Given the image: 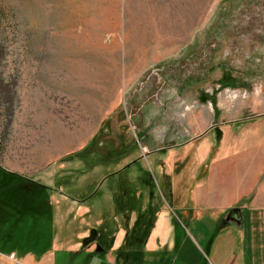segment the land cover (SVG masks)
I'll use <instances>...</instances> for the list:
<instances>
[{"label": "rangeland", "instance_id": "1", "mask_svg": "<svg viewBox=\"0 0 264 264\" xmlns=\"http://www.w3.org/2000/svg\"><path fill=\"white\" fill-rule=\"evenodd\" d=\"M247 150H264V0H0V170L52 187L0 177V250L115 229L139 191L170 220L161 264L216 263L240 241L216 187L256 190L264 153L216 158Z\"/></svg>", "mask_w": 264, "mask_h": 264}, {"label": "crops", "instance_id": "2", "mask_svg": "<svg viewBox=\"0 0 264 264\" xmlns=\"http://www.w3.org/2000/svg\"><path fill=\"white\" fill-rule=\"evenodd\" d=\"M252 151L264 153V150H247L243 153L218 157L216 161ZM260 169L263 171L264 165ZM260 176L263 180L264 172L260 173ZM45 185L50 187L46 183ZM244 185L242 179L239 189H236L239 190L238 196L231 194L228 188L216 187V211L212 213V219L216 225L221 223L220 229L226 230L235 225V231L240 232V241L231 245L222 242L216 244V263L211 262L212 264H264V181L258 184L256 190H251L253 188L251 186L249 190L246 188L242 193ZM50 188L40 189L49 193ZM199 188L201 186H198ZM136 195V200L131 202L128 199L126 204H121L124 223L120 222L117 217L119 226L115 229L105 224L104 220L97 222L99 227L90 225L74 230L62 224L60 229L52 234L51 246L30 248L28 251H31L23 256L14 249L9 252L0 250V255L6 257L9 264H161L164 251L172 252L176 249L172 241L171 229L167 227L170 220L169 218L167 220L164 215L166 212L157 211L158 216L146 241L126 242L128 232L142 216L145 208L140 198L141 193L138 191ZM244 198L247 202L241 204ZM206 204L208 207L211 206L210 201ZM90 211L89 208L87 223L93 221L90 219ZM185 213L188 215L189 212ZM197 216V213L190 215V220ZM93 229L102 230L103 243L97 240L89 243L83 242L84 238L90 236ZM197 233L204 241L206 236L199 230ZM167 238L169 241L166 243ZM208 247L212 245L208 244ZM237 252H241V255ZM10 253L15 255L14 258H10Z\"/></svg>", "mask_w": 264, "mask_h": 264}, {"label": "trees", "instance_id": "3", "mask_svg": "<svg viewBox=\"0 0 264 264\" xmlns=\"http://www.w3.org/2000/svg\"><path fill=\"white\" fill-rule=\"evenodd\" d=\"M97 138H98V135H96L92 141L87 144L83 149H86L87 147H90V148H87V150H80L76 153H74V155H80V154H83L84 152H88V151H95L92 149V146L91 144H95L96 145V142H97ZM88 149H91V150H88ZM123 152V151H122ZM120 152V150H117L113 155V160L115 161H118L120 159H123L125 158L127 155H129V151H125L124 153ZM73 155H71L72 157ZM97 163H101L103 164V162H97ZM129 165H127L128 167ZM11 176V178L13 177V179H16V180H21V179H25L31 183H33L37 188H41V189H46V188H50L48 186L45 185V183L43 182H40L38 180H35L33 178H26V177H23L19 174H16V173H8V172H4L2 170H0V177L1 178H9ZM10 178V179H11ZM151 208H149L147 212V214L145 213L143 216H141L137 221L136 223L134 224V227L132 228V230L130 232H128V235L126 237V242L127 243H130L131 241L133 242H142V241H146L149 233H150V230L151 228L153 227L154 225V222L156 220V217L155 215H150V213L152 212V209H153V205L150 206ZM154 212H156V209H154ZM102 228V227H100ZM102 231V230H101ZM99 231V229H93L91 231V234L90 236L86 237L83 239V242H86V243H89V242H92V241H99L100 243H103L104 242V234L103 232Z\"/></svg>", "mask_w": 264, "mask_h": 264}, {"label": "built area", "instance_id": "4", "mask_svg": "<svg viewBox=\"0 0 264 264\" xmlns=\"http://www.w3.org/2000/svg\"><path fill=\"white\" fill-rule=\"evenodd\" d=\"M14 256H15V255L12 253V254H11V257L14 258Z\"/></svg>", "mask_w": 264, "mask_h": 264}]
</instances>
